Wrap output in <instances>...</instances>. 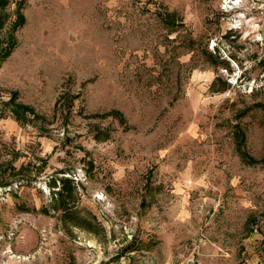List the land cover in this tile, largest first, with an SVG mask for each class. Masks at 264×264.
I'll list each match as a JSON object with an SVG mask.
<instances>
[{
    "label": "rangeland",
    "instance_id": "obj_1",
    "mask_svg": "<svg viewBox=\"0 0 264 264\" xmlns=\"http://www.w3.org/2000/svg\"><path fill=\"white\" fill-rule=\"evenodd\" d=\"M9 1L0 264H264V0Z\"/></svg>",
    "mask_w": 264,
    "mask_h": 264
},
{
    "label": "trees",
    "instance_id": "obj_2",
    "mask_svg": "<svg viewBox=\"0 0 264 264\" xmlns=\"http://www.w3.org/2000/svg\"><path fill=\"white\" fill-rule=\"evenodd\" d=\"M10 1L9 0H0V9H3L8 5ZM6 19V15L0 13V30L3 28L4 22ZM21 22H23L24 17L21 15L20 17ZM13 41H8L5 45H2V41L0 40V60L5 59L11 52L13 48ZM25 111H28L29 109L27 107H22ZM240 133V132H239ZM243 138L240 139L239 143H243ZM69 181H65V183H68ZM64 183V185H65Z\"/></svg>",
    "mask_w": 264,
    "mask_h": 264
}]
</instances>
